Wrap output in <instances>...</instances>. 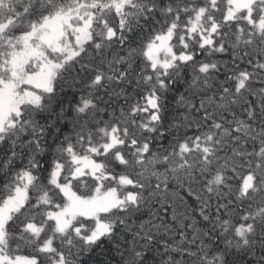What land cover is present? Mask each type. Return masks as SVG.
I'll return each instance as SVG.
<instances>
[{
	"label": "snow or ice",
	"instance_id": "6c2138e0",
	"mask_svg": "<svg viewBox=\"0 0 264 264\" xmlns=\"http://www.w3.org/2000/svg\"><path fill=\"white\" fill-rule=\"evenodd\" d=\"M118 228L123 264H264V0H0V264Z\"/></svg>",
	"mask_w": 264,
	"mask_h": 264
},
{
	"label": "trees",
	"instance_id": "16d2710c",
	"mask_svg": "<svg viewBox=\"0 0 264 264\" xmlns=\"http://www.w3.org/2000/svg\"><path fill=\"white\" fill-rule=\"evenodd\" d=\"M179 90V86L177 88H174L172 92L168 94V97L166 99L165 105H164V126L167 128L168 123L173 115V93ZM72 93L69 91L66 94V98L70 97ZM164 143L167 144V137L164 138ZM198 185L194 184L193 188L198 189ZM175 206L180 213V218H183V214L187 213L188 215H198V205L194 199L193 196H189L187 192V188L184 189H176V197L174 198ZM162 217L167 220L169 223L172 222L171 220V210L165 209L161 213ZM133 237L129 235L128 232L123 231L122 229H119L116 236L113 237L112 241L110 243H107L105 247L104 252H100L98 250L97 253H94L93 255L100 260L102 257L104 258L102 261V264H123L124 257L121 255H118V253L125 252V250L129 246V241H131ZM139 244L140 242L137 241ZM211 243V241H210ZM113 245H119V247H114ZM126 255V252H125ZM150 255L153 259L161 260L163 257L159 256L158 252L155 248L150 250Z\"/></svg>",
	"mask_w": 264,
	"mask_h": 264
},
{
	"label": "clouds",
	"instance_id": "9594fccd",
	"mask_svg": "<svg viewBox=\"0 0 264 264\" xmlns=\"http://www.w3.org/2000/svg\"><path fill=\"white\" fill-rule=\"evenodd\" d=\"M57 105H59V102H57ZM58 111V106H57V109ZM119 228L117 229V232H118ZM219 254H224L225 255V262L224 264H227V260L229 259L227 253L224 252V250L221 248L220 245H215L214 247H211L210 248V252H209V255H219ZM174 259H178V257H174ZM184 264H196V261L194 260L193 257H185L184 259ZM219 264V262H218Z\"/></svg>",
	"mask_w": 264,
	"mask_h": 264
}]
</instances>
